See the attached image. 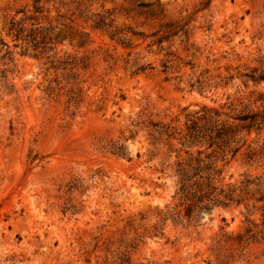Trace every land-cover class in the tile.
Masks as SVG:
<instances>
[{"label": "rangeland", "instance_id": "obj_1", "mask_svg": "<svg viewBox=\"0 0 264 264\" xmlns=\"http://www.w3.org/2000/svg\"><path fill=\"white\" fill-rule=\"evenodd\" d=\"M254 74L264 0H0V264H264Z\"/></svg>", "mask_w": 264, "mask_h": 264}, {"label": "trees", "instance_id": "obj_2", "mask_svg": "<svg viewBox=\"0 0 264 264\" xmlns=\"http://www.w3.org/2000/svg\"><path fill=\"white\" fill-rule=\"evenodd\" d=\"M36 11H38L36 9ZM15 39L25 37V29L19 23H14L10 28ZM45 37H43L44 39ZM253 81L264 80V74L259 76L250 75ZM222 112L216 107L202 106L201 113L197 115L194 124V135L196 137H208L210 145H228L230 142L237 140L238 134L242 130L250 131L251 128H259L264 122V110L261 113H240L237 115H228L224 113L226 119H222ZM199 121H203L204 125H198ZM239 141V140H238ZM237 141V142H238ZM235 148V150H237Z\"/></svg>", "mask_w": 264, "mask_h": 264}]
</instances>
